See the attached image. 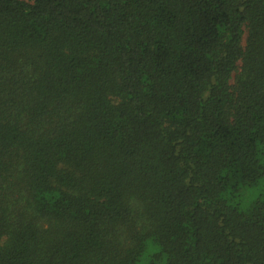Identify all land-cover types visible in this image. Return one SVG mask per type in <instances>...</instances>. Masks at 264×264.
Returning <instances> with one entry per match:
<instances>
[{
  "label": "trees",
  "instance_id": "obj_1",
  "mask_svg": "<svg viewBox=\"0 0 264 264\" xmlns=\"http://www.w3.org/2000/svg\"><path fill=\"white\" fill-rule=\"evenodd\" d=\"M0 264H264V0H0Z\"/></svg>",
  "mask_w": 264,
  "mask_h": 264
}]
</instances>
